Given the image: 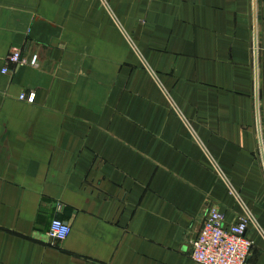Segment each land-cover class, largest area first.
Here are the masks:
<instances>
[{
  "label": "crops",
  "instance_id": "0c3cea01",
  "mask_svg": "<svg viewBox=\"0 0 264 264\" xmlns=\"http://www.w3.org/2000/svg\"><path fill=\"white\" fill-rule=\"evenodd\" d=\"M209 208L264 264L262 0H0V264H199Z\"/></svg>",
  "mask_w": 264,
  "mask_h": 264
},
{
  "label": "built area",
  "instance_id": "2783aa9c",
  "mask_svg": "<svg viewBox=\"0 0 264 264\" xmlns=\"http://www.w3.org/2000/svg\"><path fill=\"white\" fill-rule=\"evenodd\" d=\"M8 61L14 64L21 63V53L12 52L8 56ZM19 98L33 102L34 94H22ZM251 218L245 213L238 216L236 221L226 224L221 212L209 208L197 234L190 240L191 258L199 264H245L252 247V242L246 235ZM70 230L69 223L55 218L50 223L46 238L62 241L67 238Z\"/></svg>",
  "mask_w": 264,
  "mask_h": 264
}]
</instances>
